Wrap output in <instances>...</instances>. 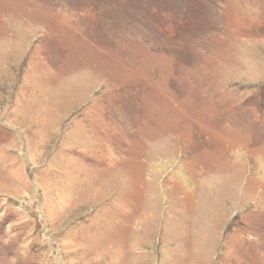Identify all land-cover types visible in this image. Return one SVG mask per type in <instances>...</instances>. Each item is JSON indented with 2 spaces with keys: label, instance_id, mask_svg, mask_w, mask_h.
<instances>
[{
  "label": "rangeland",
  "instance_id": "obj_1",
  "mask_svg": "<svg viewBox=\"0 0 264 264\" xmlns=\"http://www.w3.org/2000/svg\"><path fill=\"white\" fill-rule=\"evenodd\" d=\"M0 264H264V0H0Z\"/></svg>",
  "mask_w": 264,
  "mask_h": 264
}]
</instances>
